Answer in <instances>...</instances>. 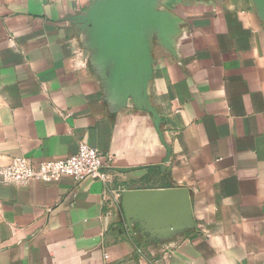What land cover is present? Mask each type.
Listing matches in <instances>:
<instances>
[{
  "label": "crops",
  "instance_id": "0c3cea01",
  "mask_svg": "<svg viewBox=\"0 0 264 264\" xmlns=\"http://www.w3.org/2000/svg\"><path fill=\"white\" fill-rule=\"evenodd\" d=\"M100 1L0 0V170L81 143L115 158L108 183L0 174V264H264V9L156 0L145 83L117 69ZM173 188L194 227L163 240L128 225L124 191Z\"/></svg>",
  "mask_w": 264,
  "mask_h": 264
},
{
  "label": "water",
  "instance_id": "95a60500",
  "mask_svg": "<svg viewBox=\"0 0 264 264\" xmlns=\"http://www.w3.org/2000/svg\"><path fill=\"white\" fill-rule=\"evenodd\" d=\"M156 0H102L91 16L117 69L135 65L145 68V83L150 75V60L144 30L162 23ZM264 9V0H258ZM133 62V63H132ZM157 125L160 124L159 118ZM168 161V159L166 160ZM126 222L140 223L152 238L168 240L194 227L191 194L185 188L165 190H129L120 196Z\"/></svg>",
  "mask_w": 264,
  "mask_h": 264
},
{
  "label": "built area",
  "instance_id": "2783aa9c",
  "mask_svg": "<svg viewBox=\"0 0 264 264\" xmlns=\"http://www.w3.org/2000/svg\"><path fill=\"white\" fill-rule=\"evenodd\" d=\"M94 2L97 0H80ZM115 158L105 156L99 150L81 143L77 154L62 160L34 163L26 158H15L0 170L3 182L25 185L31 181L58 182L63 177H71L76 183L86 178L110 182Z\"/></svg>",
  "mask_w": 264,
  "mask_h": 264
}]
</instances>
